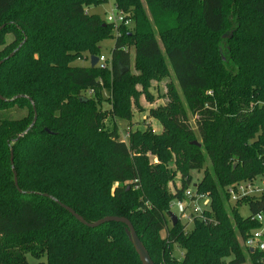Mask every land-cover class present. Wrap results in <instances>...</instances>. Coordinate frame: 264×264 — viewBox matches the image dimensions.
Listing matches in <instances>:
<instances>
[{
  "label": "trees",
  "instance_id": "obj_1",
  "mask_svg": "<svg viewBox=\"0 0 264 264\" xmlns=\"http://www.w3.org/2000/svg\"><path fill=\"white\" fill-rule=\"evenodd\" d=\"M108 1L0 0V264H28L29 255L40 264H143L126 224L90 227L63 205L90 224L128 219L154 264H246L238 235L258 227L252 217L264 212V197L248 201L245 218L226 189L264 177V0H115L133 29L86 9ZM108 39L116 41L111 71L72 65L101 57ZM132 47L136 76L121 73ZM170 67L182 101L169 83L170 103L151 111L163 132L121 141L108 120H130L136 86L152 100L150 82ZM106 88L109 110L100 107ZM16 107L29 111L4 118ZM189 112L202 146L193 144ZM203 170L197 193L212 211L186 232L172 224L171 205Z\"/></svg>",
  "mask_w": 264,
  "mask_h": 264
},
{
  "label": "rangeland",
  "instance_id": "obj_2",
  "mask_svg": "<svg viewBox=\"0 0 264 264\" xmlns=\"http://www.w3.org/2000/svg\"><path fill=\"white\" fill-rule=\"evenodd\" d=\"M144 8L147 11V14H148L150 20H152L151 13L148 10L147 5L144 4ZM86 9L90 14L99 15L105 20H107V18L109 16L117 15V13H118V11L115 7V0H109L107 4H102L99 6H91V7H87ZM129 28L133 29L134 23H132ZM154 28H155V26H154ZM157 36H158V42L160 44V47H161L162 51L165 53L164 45H163L162 41L160 40L158 33H157ZM12 40H13L12 37L8 38L9 42H11ZM115 42H116L115 39H108V40L103 41L100 45L101 46V55L106 57L105 64H106V67H108V71H111V67H112L111 66V54H112V50L115 47ZM130 53H131V65L129 66L128 69H129V72L132 76L133 75L136 76L139 74V71L135 67L136 56H135L134 47L131 48ZM72 65L76 66V67H88V66H91V59H90V57L85 56L81 59L76 60ZM102 65H104V64L98 63V66H102ZM110 81H111V77H110ZM169 83L174 84V87L177 89L178 93L180 94L181 101H182V91L178 85L175 74L170 67V76L169 77L163 78L162 80H152L150 82V87H149L148 91L150 92L152 100H149L146 97L145 93L143 92L142 86L138 84L136 86V89L140 94H139L137 102H135V100H134V103L132 104V117H131V119L130 120L110 119L107 122V127L111 128L114 124H116L118 129H119L120 140L125 141L126 143H129L131 133H133L137 130L145 131L146 129H151L155 134H161L163 132V126L161 125V123L157 119H155L152 116L151 111L159 109L160 107L166 106L168 103H170V97L168 94V84ZM110 98H111V93L109 91V88L104 89L103 98H102L104 101L101 103V106H100L103 110H109L111 108V104L109 103ZM20 108L16 107V108H13L11 110H6L5 111L6 114H5L4 118H6V119H19V118L26 116L28 111H29L28 108H26V107H20ZM188 115H189L190 123H191L196 135L198 136L197 142L202 145V143H201L202 141L200 140L199 131H198L197 126L195 124V117L192 116L190 112ZM12 153H11V155H13ZM151 159L154 160V163H158V160L156 158L151 156ZM11 164H12V167L14 170V168H15L14 167V156H13V161H12V156H11ZM170 167L173 170H176V167L174 164H171ZM206 167H208L210 169L211 173H213V168H212V165H211L209 159H206ZM14 172H16V171L14 170ZM16 174H17V172H16ZM204 174H205L204 170L191 172L193 181H192V185L190 186V190L197 191V185H199V183L203 180ZM180 184H181V175H180V173H177L174 182L169 183V188L171 191H173L175 185L178 187V186H180ZM255 185H256V187H258L260 189L264 188L263 184L261 182V179H258L256 181ZM181 201H184L186 203L189 202V200L186 197H184ZM210 201H211V198H210ZM197 203L201 207H203L204 206V199L197 200ZM229 206H231L233 208H238L240 214L245 218L250 216V210H249L247 205L242 204L241 206H239V205L238 206H232L229 203ZM211 211H212V207H211ZM211 211H209V212H211ZM171 212L179 215V211H178V208L176 206V201L173 202L171 205ZM183 225H185V223ZM194 226H195V223L194 224L190 223L187 226V228L185 229V231L186 232L191 231L194 228ZM163 236H165V234H163ZM238 238H239V241L242 245L243 236L240 233L238 235ZM182 255H183V251L179 247H176L175 251H174V256L181 259ZM27 258H28V264H40L41 262H45V259L39 261L31 255H29Z\"/></svg>",
  "mask_w": 264,
  "mask_h": 264
},
{
  "label": "built area",
  "instance_id": "obj_3",
  "mask_svg": "<svg viewBox=\"0 0 264 264\" xmlns=\"http://www.w3.org/2000/svg\"><path fill=\"white\" fill-rule=\"evenodd\" d=\"M118 11V10H117ZM108 23L114 24L116 27L125 25L130 27L133 23L131 18H128L123 12L118 11L117 15L109 16L106 20ZM106 57H99V63L105 64ZM258 179L264 187V177H258L253 181L237 182L227 187L226 192L229 197V203L232 206H237L240 203L247 205L249 208V200L260 199L264 197V188L256 187L255 183ZM185 197L189 202L176 201V206L179 211V221L185 226L196 221H205L206 212L211 211V201L208 195L198 194L197 191L188 189ZM204 199V206L201 207L197 200ZM249 217V216H248ZM252 220L258 225L254 230L246 232L242 241V247L247 257L246 264H264V212H260L252 217ZM258 256L257 258H255Z\"/></svg>",
  "mask_w": 264,
  "mask_h": 264
},
{
  "label": "water",
  "instance_id": "obj_4",
  "mask_svg": "<svg viewBox=\"0 0 264 264\" xmlns=\"http://www.w3.org/2000/svg\"><path fill=\"white\" fill-rule=\"evenodd\" d=\"M1 30V29H0ZM15 53H12L10 55V57H12ZM91 67H96L99 63V57L97 56H92L91 58ZM3 61L0 62V65L2 64ZM129 69L126 68V69H122V74L128 72ZM0 99H3L1 96H0ZM34 106V104H33ZM35 109V108H34ZM34 124V123H33ZM193 144L195 145H198V146H202L200 143L198 142H194ZM13 154V153H12ZM12 161H13V155H12ZM14 175H15V184H16V187L19 189L20 191V188H19V182H18V177H17V174L16 172H14ZM63 207L65 209H67L74 217H76L78 220H80L82 223L90 226V227H97V226H100L104 223H107V222H120V223H124L127 225V233H128V236L129 238L131 239V241L133 242L137 252L139 253L140 257H141V260L143 262V264H154L150 255L148 254V251L146 250L145 246L143 245V243L141 242L140 238L138 237L133 225L131 224V222L126 219V218H122V217H106L96 223H87L82 217H80L73 209L67 207V206H64ZM170 216V219L172 221V224L173 225H177L178 222H179V217L174 214V213H170L169 214Z\"/></svg>",
  "mask_w": 264,
  "mask_h": 264
}]
</instances>
